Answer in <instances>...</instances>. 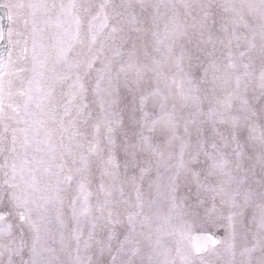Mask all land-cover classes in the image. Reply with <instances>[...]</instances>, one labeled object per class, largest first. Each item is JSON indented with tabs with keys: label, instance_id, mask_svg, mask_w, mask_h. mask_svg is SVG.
<instances>
[{
	"label": "snow or ice",
	"instance_id": "6c2138e0",
	"mask_svg": "<svg viewBox=\"0 0 264 264\" xmlns=\"http://www.w3.org/2000/svg\"><path fill=\"white\" fill-rule=\"evenodd\" d=\"M0 264H264V0H0Z\"/></svg>",
	"mask_w": 264,
	"mask_h": 264
}]
</instances>
